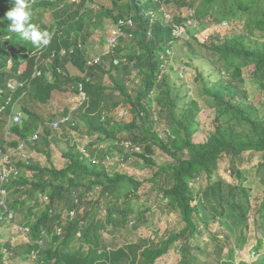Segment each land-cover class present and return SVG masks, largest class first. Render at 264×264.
<instances>
[{"label": "trees", "instance_id": "trees-1", "mask_svg": "<svg viewBox=\"0 0 264 264\" xmlns=\"http://www.w3.org/2000/svg\"><path fill=\"white\" fill-rule=\"evenodd\" d=\"M88 1L92 0H27L29 23L51 34L46 47H36L8 30L9 21L4 18L14 0H0V110L5 108L0 119L7 120L0 121V154H8L17 172L5 186L7 195L12 183L20 196L28 199L8 203L7 196V208L0 206V227L4 219L16 221L7 218L8 212L24 208L26 203L37 208L34 213L28 211L24 221L27 228L30 226L27 244L12 247V236L3 243L0 234V264L22 258L25 261L20 262L25 264H156L171 250L180 255L178 264H233L232 237L221 225L226 213L241 221V244L251 246V254L258 257L264 241L255 239L248 246V190L239 183L230 186L227 202V185L219 169L221 160L229 157V167L240 182L243 174L238 164L243 163L245 154H260L261 160L253 166L261 189L253 202V214L264 228V104H252L245 89L247 77L256 81L264 96V0H112L110 9L102 7L99 11L90 9ZM165 3L193 8L196 31L223 22L231 30L200 43L194 28L187 24L186 14L164 21ZM46 12L51 16L49 23L42 18ZM201 13L206 15L200 17ZM107 16L114 24L132 18L133 26L130 30L123 27L125 35L108 53L99 55L98 63L89 65L91 54L86 43L90 28L99 27ZM178 29L191 39L184 44L185 67L196 73V95L201 102L188 97L174 79L173 70L166 71L171 49L183 35L175 36ZM64 50L71 53L62 55ZM9 60L12 67L7 69ZM69 64L80 76L69 74ZM35 68L41 71L40 76H34ZM12 77L20 85L9 95L4 90ZM80 87L85 100L70 113L67 124L52 130L50 124L56 116H49L45 122L44 106L55 91L74 97ZM14 108L21 114L16 125L9 123ZM119 108L131 116L128 122L116 121ZM203 110L213 112L207 131L201 122ZM69 111L64 109L62 115ZM80 123L86 135L95 138L89 148L110 147L108 154L93 156L92 166L84 162L68 138L70 131L81 128ZM41 125L42 133L32 142ZM202 133L204 139L196 141L195 136ZM23 142L49 162L51 145H66L62 151L64 168L52 163L41 168L38 163H26L7 153ZM156 150L166 159L164 163L157 164ZM131 159L149 168L151 176L137 180L121 172L120 167ZM21 169L32 175H21ZM145 185L149 189L142 192ZM151 194L166 201L175 226L142 237L140 230L148 228L146 215L151 209L141 199ZM214 225H220V230L212 229ZM205 232L211 247L201 241ZM104 234L119 237L124 243L115 249L106 248Z\"/></svg>", "mask_w": 264, "mask_h": 264}, {"label": "rangeland", "instance_id": "rangeland-1", "mask_svg": "<svg viewBox=\"0 0 264 264\" xmlns=\"http://www.w3.org/2000/svg\"><path fill=\"white\" fill-rule=\"evenodd\" d=\"M111 1L112 0H93L91 3V8L94 11H99L100 8L110 9L111 8ZM90 6V4L88 3ZM201 5V2L199 3ZM199 8V7H198ZM163 13V19L166 22H169L172 17L178 15H181L184 17L185 14L188 12V7H179L177 4H163L162 8ZM202 15L206 14H199L200 17H203ZM198 19V18H197ZM44 21L45 23L50 22V14L46 13L44 15ZM233 24H236L238 20L232 21ZM198 25V21L196 22ZM216 25V26H207L204 30H195V25L191 28H194L193 30L196 31L194 34H196V39L202 43L206 41L209 37H211L214 34H219L220 36L226 35L230 30L231 26L227 25ZM114 22L111 18L105 17L102 20L101 25L98 28H90V37L88 38V42L86 43V48L89 51V55L97 56L101 55L103 52H106V45L108 43V38L110 35V32L112 31V28L114 26ZM190 28V29H191ZM193 34V31H191ZM191 41L189 38V35L186 33V31L181 36L180 42L177 43L172 49H171V55L166 63L167 68L166 71L172 72L174 71V79H176V82L178 85H181L182 89L185 90L188 97H193L194 99H198L196 95V83H195V71L194 69H191L189 67H185L186 59L185 54L187 52V49L185 48V42ZM197 51H199V48H196ZM196 65V64H194ZM25 64L23 63L21 66V69H24ZM187 69V70H186ZM68 71L69 74L76 77L80 76L79 72L76 71L72 65H68ZM182 72V74H181ZM106 85H109V81L106 80ZM245 89L249 94V101L257 106H263L264 104V96L262 91L259 89V85L256 83L255 80L245 78ZM201 102V99H198ZM79 97L78 96H72L69 92H59L55 91L52 95V98L50 102L44 106V109L46 111L45 114V122L51 115H55V120L59 118L62 114L64 109H68L72 112L77 106H79ZM40 114H43V112H40ZM213 118V112L209 110H203L201 114V122L202 127L204 131H207L208 128L211 126V121ZM6 118L1 117L0 121L5 120ZM116 121L119 122H128L131 119V116L127 114V112H124L122 108H119L118 111H116ZM54 121V120H53ZM79 124V122H78ZM81 124V123H80ZM7 128V127H6ZM84 126L81 124V128L79 130H72L70 131L69 135V141L76 145L77 147H83L86 151V155H84V162L90 166H92V160L93 156L95 154L103 155L108 154L110 151L109 144L100 145L98 147H90L89 148V142L94 140V137H90L86 135L85 130L83 129ZM83 129V130H81ZM159 129L162 131L164 130V126L160 125ZM7 131L5 132V134ZM204 134H197L195 136L196 141H202L204 139ZM64 144H61L58 142V144H52L51 149V162L47 160L45 155L39 153L38 151L32 150L31 147H27L25 152L28 157V163H38L40 164L41 168H49V163H52L56 168L62 169L64 168L65 160L62 157V151L65 149ZM96 151H98L96 153ZM7 153H10V149ZM8 154L1 153L0 154V164L6 160V156ZM260 154H253V153H247L245 154L243 158V163H237L240 167V171H242L243 176L241 177V184L239 180L237 181L236 177L233 175L232 170L229 167V157H225L221 160L220 163V169H219V175L223 178L225 181L227 187L224 191V197H226V201L229 202L228 197V189L230 186H236L237 183L241 185V187H246L248 190V197L251 202V214L249 216V231H248V237H249V245H252L253 241L255 239H263L264 241V228L260 226V222H258L259 217L257 215L253 214V202L256 200V197L259 195L260 186L258 185V178H255V175L253 173L255 172V169L253 166H255L261 159ZM155 160L157 164L164 163L166 160L162 154L158 150H156L155 153ZM117 161V160H116ZM114 164L112 161L110 162ZM21 171V172H20ZM19 172L22 175L23 169H21ZM120 171L127 174L134 176L137 180H144L146 178H149L151 176V170L149 168H144L141 163H135L134 159L129 160L124 164V166L120 167ZM27 177H30L32 174L30 172H24ZM12 183L9 185L8 188V203L13 202H21L25 201L27 202L28 199L26 197H22L19 194V191L15 190L14 186H11ZM144 187V186H143ZM149 189L148 185H145L142 192L146 191V189ZM141 194V193H140ZM90 197V196H89ZM149 197V196H148ZM38 201L41 199V196L38 195ZM148 199V200H147ZM147 202L148 207H150L151 211L146 215L147 219L149 221L148 228L140 230V235L142 237L149 236L151 232L159 231L162 233L163 231L172 230L175 226L174 222V215L172 212H170L166 204L165 200H162L160 196L157 197L155 194H151L149 198L142 197L141 202ZM143 202V203H144ZM144 203V204H145ZM30 205L33 207L32 203ZM29 204L26 203L23 207H19L17 211H13L16 221L15 222H9L7 219H4L2 226L0 227V234L3 237V243L8 241L9 237H11L10 244L12 247H16L21 244H27L29 242L28 239V229L30 226L24 225V221L29 216L28 211L36 212L37 208H32ZM244 206V205H243ZM21 208H23L21 210ZM32 208V209H31ZM31 209V210H30ZM20 210V211H19ZM67 212H64L63 214V222L67 219ZM221 222L225 228V230L230 234L232 237L231 241V251L233 253L232 257L230 258L233 264H260L264 261V247L262 252L259 254L258 257H253L252 252L253 249L251 246L246 247L241 244L240 241V230L242 227V223L240 220H238L232 213H226L222 218ZM220 225H214L212 229H215V231L220 230ZM26 229V230H25ZM60 232L58 231V234ZM138 235V234H137ZM139 236V235H138ZM134 237V236H133ZM202 239L209 245V247L212 246L211 241H209V234L205 232L201 236ZM103 243L106 248L109 249H115L122 245L124 242L119 237H110L108 235L103 236ZM264 245V244H263ZM211 249V248H210ZM180 260V255L176 251L169 252L166 256L161 258L156 262V264H178ZM20 261H25V259L20 260H13V262H7L9 264H25ZM28 264V263H27Z\"/></svg>", "mask_w": 264, "mask_h": 264}, {"label": "clouds", "instance_id": "clouds-1", "mask_svg": "<svg viewBox=\"0 0 264 264\" xmlns=\"http://www.w3.org/2000/svg\"><path fill=\"white\" fill-rule=\"evenodd\" d=\"M68 1L71 2V3H79L80 0H68ZM92 1H90V2L88 1V3L90 4V6L87 3V6L90 9H92L91 8ZM46 13H49V12H46ZM46 13H44V15ZM44 15L42 17L43 20H44ZM30 16H31V13H30V11L28 9L27 0H14L12 9L9 10L6 13L4 19H7L9 21V24H8V30L9 31H11L13 33L19 34L21 39H23L24 41L31 42L36 47H46L51 42V34L48 33L47 31L41 32V31L37 30V28H36V25L37 24L33 25V24L29 23ZM223 23H225V22H223ZM132 26H133L132 18H127L125 21H119L118 23H115V25L112 28V31L110 32V35H109V38H108V43L106 45L107 46L106 47V52H104V54H106V53L109 52V49L111 47H113V45L115 44V42L117 41L118 38H120V37H122V36L125 35V32L123 31V27L124 28L127 27L130 30V28ZM117 27H120L121 28V31H122V35L121 36H118V37L114 36V32H115V30H116ZM78 48H81V44H78ZM61 53H62V55H65L66 56V55L70 54L71 51L64 50V51H61ZM96 59H98L97 62H95ZM99 60H100V56L99 55H97V56L91 55L90 56V59L88 60V64L89 65L96 64V63L99 62ZM11 67H12V62H11V60H9L7 62V69H10ZM21 71H23V69L20 68V72ZM40 74H41V71L39 69H36L35 68L34 76H40ZM19 85H20V83L16 80V78L15 77H12V79H10L9 81H7L6 86H5L4 93L9 94V95H12L17 90V88L19 87ZM78 97H79V95H78ZM10 99H11V96L7 99V101L10 102L11 101ZM81 103L79 101V105H81ZM7 105H8V103L5 104V106H7ZM4 110H5V108L4 107H1L0 114ZM74 110H72V111H74ZM70 111H71V109H70ZM70 111H69V113L67 115L60 116L54 122L60 120L61 118L65 117V116L70 115V113H71ZM15 115H19L20 116V121H21V114H20V112L19 111H16V109L14 108L12 110V113L10 114V121H9V123L12 124V125H16V124H13L12 123V117L15 116ZM17 119H19V117H17ZM20 121H19V123H20ZM54 122H52L50 124L51 129H52V124ZM42 131H43V125H41V127H39V129H37L35 131V134L37 135V139H38V135H40L42 133ZM7 132L10 134L9 131H7ZM32 137L30 139L31 141H32ZM36 140H34L32 142H35ZM23 143H25V142H23ZM26 148H27V145L25 143V150H26ZM26 163H28V157H27Z\"/></svg>", "mask_w": 264, "mask_h": 264}, {"label": "built area", "instance_id": "built-area-1", "mask_svg": "<svg viewBox=\"0 0 264 264\" xmlns=\"http://www.w3.org/2000/svg\"><path fill=\"white\" fill-rule=\"evenodd\" d=\"M186 16L189 18V21L187 22L188 25L190 26H196V17H195V11L193 8H189L188 7V12L186 14ZM225 25V23L223 24ZM184 33L183 29H178L177 31L174 32L175 36H181ZM122 35V31L120 27H117L115 32H114V36L118 37ZM98 59L95 60V62H97ZM182 74V72H181ZM79 100L80 103L83 102L85 100V94L82 92L81 87L79 88ZM17 117H19V119H17ZM70 120V115L65 116L63 118H61L60 120L54 122L52 124V129L53 130H57L60 125L62 124H67ZM20 121V116L19 115H15L12 117V123L13 124H18ZM6 135H10L8 132L6 133ZM37 139V135L35 134L32 137V141ZM79 151L82 153V155H86V150L83 147H78ZM139 150V149H136ZM10 153H12L11 155H15L19 158H21V160L23 161H27V155L25 153V143H21L18 148L16 150H12ZM6 160L4 162L1 163V170H0V206L3 207L4 209L7 208V191L5 189V186L7 185V183L14 178L17 175V172L15 171V168L10 165V159L8 156L5 157ZM107 160H109V158L107 157ZM93 162V160H92ZM43 201H47V198L44 197ZM70 216H74V211H70L69 212ZM7 218L11 221H15V216L13 211L8 212ZM28 231V230H27ZM60 232V230H59ZM60 234V233H59ZM253 256V254H252Z\"/></svg>", "mask_w": 264, "mask_h": 264}]
</instances>
